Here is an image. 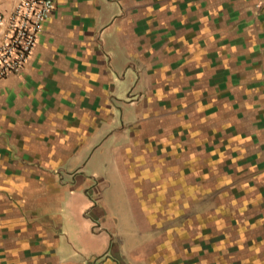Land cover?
Wrapping results in <instances>:
<instances>
[{
	"label": "crops",
	"instance_id": "crops-1",
	"mask_svg": "<svg viewBox=\"0 0 264 264\" xmlns=\"http://www.w3.org/2000/svg\"><path fill=\"white\" fill-rule=\"evenodd\" d=\"M15 1L0 0V10ZM54 1L24 69L0 79V264H155L148 251L159 233L143 230L134 211L126 237L119 221H105L90 192L97 182L106 188V178L88 166L95 156H108L123 177L116 151L137 134V113L150 105L151 84L138 52L142 3ZM250 2L243 10L244 0H198L193 8L182 0L183 9L198 13L191 16V31L200 30L191 47L201 48L202 25L214 39L212 29L229 34L228 27L249 15L264 34V0ZM157 3L150 0L144 11L154 15ZM185 32L169 25L156 40L167 58L178 56L176 64L187 49L189 37H179ZM219 47V54L233 55L226 44ZM218 76L225 80L222 70Z\"/></svg>",
	"mask_w": 264,
	"mask_h": 264
},
{
	"label": "rangeland",
	"instance_id": "rangeland-1",
	"mask_svg": "<svg viewBox=\"0 0 264 264\" xmlns=\"http://www.w3.org/2000/svg\"><path fill=\"white\" fill-rule=\"evenodd\" d=\"M139 1L138 52L150 105L137 113V134L116 151L128 190L108 156L89 163L106 178V188L97 182L90 192L92 206L105 221H119L123 237L133 231L134 213L143 230L158 232L148 251L155 264H263L264 34L252 15L228 27L229 34L212 29L214 39L202 25V46L195 49L200 30L191 31V16L198 13L187 8L198 0H186V9L182 0H158L154 15L144 11L150 0ZM244 1L243 10L250 9ZM169 25L186 27L179 37H189L180 64L156 48ZM225 44L230 57L217 52Z\"/></svg>",
	"mask_w": 264,
	"mask_h": 264
},
{
	"label": "built area",
	"instance_id": "built-area-1",
	"mask_svg": "<svg viewBox=\"0 0 264 264\" xmlns=\"http://www.w3.org/2000/svg\"><path fill=\"white\" fill-rule=\"evenodd\" d=\"M54 9V0H16L10 10H0V79L24 69Z\"/></svg>",
	"mask_w": 264,
	"mask_h": 264
}]
</instances>
